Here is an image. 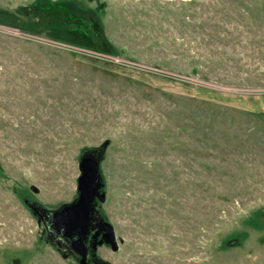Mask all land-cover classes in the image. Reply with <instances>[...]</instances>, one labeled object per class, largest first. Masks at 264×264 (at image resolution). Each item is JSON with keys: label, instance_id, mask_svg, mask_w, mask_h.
<instances>
[{"label": "rangeland", "instance_id": "obj_1", "mask_svg": "<svg viewBox=\"0 0 264 264\" xmlns=\"http://www.w3.org/2000/svg\"><path fill=\"white\" fill-rule=\"evenodd\" d=\"M38 1L0 0V264H79L30 205L106 140L103 261L264 264V0Z\"/></svg>", "mask_w": 264, "mask_h": 264}, {"label": "water", "instance_id": "obj_2", "mask_svg": "<svg viewBox=\"0 0 264 264\" xmlns=\"http://www.w3.org/2000/svg\"><path fill=\"white\" fill-rule=\"evenodd\" d=\"M109 140L102 146L83 152L79 160L80 176L77 180V196L70 202L55 209H48L44 222L55 235L70 238L71 248L81 257L80 264H86L87 250L84 238L89 232L91 221L96 219L92 228L98 227L94 233L96 238L102 233V238L94 241L93 250L98 246L108 245L113 251L119 249L113 225L100 213L101 204L105 201V182L100 171L101 159ZM36 191V189L34 188ZM98 217V218H95ZM231 243H234L232 241Z\"/></svg>", "mask_w": 264, "mask_h": 264}, {"label": "flooded vegetation", "instance_id": "obj_3", "mask_svg": "<svg viewBox=\"0 0 264 264\" xmlns=\"http://www.w3.org/2000/svg\"><path fill=\"white\" fill-rule=\"evenodd\" d=\"M30 206H31L32 210L36 213V215L39 217L40 221L43 222V224L45 225V233H46L47 240L50 241L51 243H55L56 246H58L59 248H61L64 251L70 253L79 263V259L81 256L71 248L70 238L64 237L62 235H55L54 233H52L47 228V226L44 222L45 213L47 212V208H45L43 206H39V205H30ZM95 218H98V217L95 216ZM95 222H96V219L91 221L90 227H89V232L84 238V244H85V247L87 250L85 263L86 264H108L106 261H103V259L98 254L97 250L100 246H98L96 251H94L93 247H92L94 241L102 238V233L99 234L96 238L93 236L95 231L98 228V227L92 228L91 225L94 224ZM103 245L105 247L109 248L108 245H105V244H103Z\"/></svg>", "mask_w": 264, "mask_h": 264}, {"label": "trees", "instance_id": "obj_4", "mask_svg": "<svg viewBox=\"0 0 264 264\" xmlns=\"http://www.w3.org/2000/svg\"><path fill=\"white\" fill-rule=\"evenodd\" d=\"M43 2H46L45 0H39L38 3L34 4L35 8L39 7L40 5H43ZM51 22V25L53 28L59 32L60 34L63 33L67 37H57L58 39H61L62 41L68 42V43H74L79 44L76 42V38L81 39L84 42H87V44L92 45V47L100 46L101 44L100 40L98 39V33L97 30H92L90 28V23L87 21H70L69 19H66L63 15L62 17L55 18L54 20H48ZM93 28H96V25H92ZM61 36V35H60ZM100 49V48H99Z\"/></svg>", "mask_w": 264, "mask_h": 264}]
</instances>
